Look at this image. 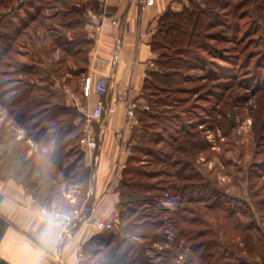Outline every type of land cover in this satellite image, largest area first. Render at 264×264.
<instances>
[{
	"label": "rangeland",
	"instance_id": "374dc122",
	"mask_svg": "<svg viewBox=\"0 0 264 264\" xmlns=\"http://www.w3.org/2000/svg\"><path fill=\"white\" fill-rule=\"evenodd\" d=\"M75 2L85 4L0 0V140L5 127L28 147L41 139L46 167L50 156L59 165L78 162L79 146H86L85 124L66 133L62 126L70 121L54 116L64 84H78L88 46L82 25L67 27L59 13ZM184 6L204 13L200 35L195 45L176 49L161 32L156 37L157 70L169 72L172 82L151 77L145 84L149 114L136 113L119 222L106 229L114 237L90 248L108 243L104 253L116 245L121 256L106 264H181L187 256L194 264L213 254L221 264H264V0ZM11 10L18 18L9 22ZM71 95V107L81 112ZM70 136L78 137L67 143ZM100 254L89 262L97 264Z\"/></svg>",
	"mask_w": 264,
	"mask_h": 264
},
{
	"label": "crops",
	"instance_id": "0c3cea01",
	"mask_svg": "<svg viewBox=\"0 0 264 264\" xmlns=\"http://www.w3.org/2000/svg\"><path fill=\"white\" fill-rule=\"evenodd\" d=\"M84 2L83 29L89 39L86 62L79 69L78 84H64L67 94L57 103L71 107L70 92L81 91L84 80H93L98 75L109 77L111 87L106 95L99 96L92 91L84 100L88 111L98 98L104 100L106 109L101 118L87 121L83 113L72 107V113L60 112L80 127L87 121L97 139V147L79 146L82 155L77 167L83 171L81 176H53L59 169L44 166L38 142L31 147L25 146L20 135L10 128L3 129L0 140V264H88L89 247L99 234L90 220L119 210L121 178L133 154L138 123L136 118L129 124L126 111L131 101L144 103L145 83L151 72L157 70L153 41L158 35L159 17L168 8L178 11L185 5V0H154L150 5L139 0ZM89 10L100 17L91 19ZM140 110L136 109V113ZM40 165L53 171L52 175L46 176V170L42 171ZM53 205L66 211H80L83 215L76 219L69 236L63 237L55 247H46L40 239L39 216L42 209Z\"/></svg>",
	"mask_w": 264,
	"mask_h": 264
},
{
	"label": "trees",
	"instance_id": "16d2710c",
	"mask_svg": "<svg viewBox=\"0 0 264 264\" xmlns=\"http://www.w3.org/2000/svg\"><path fill=\"white\" fill-rule=\"evenodd\" d=\"M11 13H12V10L7 11L5 13L6 14L5 18L7 20H8L7 16H9V17L12 16L10 18L9 22L12 21L15 17H17L15 15L10 16ZM59 13H61V15L64 19V24L69 28H71L74 25H79V24L82 25V27H83V25L86 21L85 4L76 3V2L70 3V4L66 5L63 12L60 11ZM202 15H204L203 12L197 13L195 10H192L191 8H188L186 6H183L178 11L173 10L171 8H168L159 17L158 35L161 32L162 37L165 40V42L168 43V46L173 47L174 49H176L178 47H182V46L195 45L196 44V38H198V35H200L198 33V31L201 27L200 25H203V21H204L201 19ZM36 17L37 16L33 17L32 19H36ZM7 24H8V22L6 23V25ZM83 31H84V29H83ZM84 33H85V31H84ZM155 39L153 41V47L155 45ZM7 40H9L8 37H7ZM88 42H89V39L86 40V43H88ZM81 61H82V65H84V63L86 62V57L84 56L83 58H81ZM158 63H159L158 59H156V64L158 65ZM151 77H155V79H157V81H159V83L164 84V85L170 84L172 82V77H171L170 73L163 71V70L152 71ZM67 109H70L71 112L67 111ZM64 111L66 113H72V109L70 107L60 106L58 108L56 114L55 115L53 114V115L55 117L60 116V112H64ZM140 112L149 114V112L146 110H140ZM66 119H68L70 121V125L62 126L63 128H65L66 133H70L76 129H78L80 132V125L79 124H73L70 117H68V118L66 117ZM74 137L76 139L78 136H70L66 139V142L70 143V139L74 138ZM40 140L41 139H39V138L35 139L36 142H40ZM42 155L45 156L46 154L43 152ZM47 160L50 162L51 166L58 168L59 172H61V174L63 176H78L75 174L73 175L71 169H70V171H66L65 168H62V167H69V168L72 167L73 169H75V168H77L78 162H76V161L70 162V164L61 163L59 165V159L54 158V156H50ZM123 171H124L123 173L126 172V167L124 168ZM177 223H178V220H177ZM105 235H110V236L114 237V234L111 232V230L105 229V230L99 232V234L95 238V240H96L95 242L102 241L101 238H102V236H105ZM107 245H108V243L101 245L100 248L96 251L89 247L90 255L102 253V251H104L103 250L104 247ZM115 248H118V247L116 245L115 246L112 245L110 247L109 251L100 254L98 256L96 263L97 264H106L109 260L118 259L121 255L118 252V250ZM173 251L175 253L173 252L172 257L175 258L177 255V253H176L177 250L176 251L173 250ZM193 261H194V257L187 256L184 260H182L183 263H181V264H191V263H193ZM88 264H91V261L90 262L88 261ZM194 264H221V263L219 262V258L217 256V254H213V255L208 256L207 259H203L202 261L198 262V260H197V262Z\"/></svg>",
	"mask_w": 264,
	"mask_h": 264
},
{
	"label": "built area",
	"instance_id": "2783aa9c",
	"mask_svg": "<svg viewBox=\"0 0 264 264\" xmlns=\"http://www.w3.org/2000/svg\"><path fill=\"white\" fill-rule=\"evenodd\" d=\"M144 5H150L154 2V0H139ZM88 16L91 19L99 18L100 15L92 10L88 11ZM115 23V21H113ZM99 27V26H98ZM150 65H153V62H150ZM111 84L110 79L106 75H98L93 80L86 79L83 82L82 88H81V94L80 95H71V100L76 106V108L81 111L85 115V119L88 121L92 118H101L104 114V110L106 109V104L104 100L100 97L96 100L94 106L91 108V110L88 111L87 104L84 101L85 98L89 97L92 91H94L99 96L106 95L110 90ZM140 108L141 110L148 109L149 106L146 103H138L136 101H131L128 103V108L126 111V114L130 120L129 124H132L136 121V109ZM86 121V134L84 135L83 144L90 148L97 147V139L92 134L90 126L87 124ZM71 217V224L68 228V231L64 234L63 237H67L72 233V229L75 226L77 220L82 218V212L76 211V210H69L67 211ZM77 219V220H76ZM92 226L95 228L96 232H101L105 229H112L113 226L117 225L119 222V218L117 217V214L113 215L111 218H99L90 220Z\"/></svg>",
	"mask_w": 264,
	"mask_h": 264
},
{
	"label": "clouds",
	"instance_id": "9594fccd",
	"mask_svg": "<svg viewBox=\"0 0 264 264\" xmlns=\"http://www.w3.org/2000/svg\"><path fill=\"white\" fill-rule=\"evenodd\" d=\"M40 239L46 247H55L68 231L72 217L55 205L42 209L39 216Z\"/></svg>",
	"mask_w": 264,
	"mask_h": 264
}]
</instances>
